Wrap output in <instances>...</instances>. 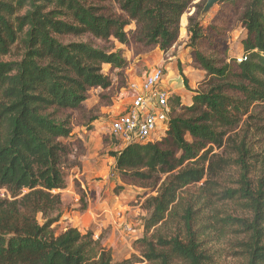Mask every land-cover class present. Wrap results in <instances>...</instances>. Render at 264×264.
Returning <instances> with one entry per match:
<instances>
[{
	"label": "trees",
	"instance_id": "16d2710c",
	"mask_svg": "<svg viewBox=\"0 0 264 264\" xmlns=\"http://www.w3.org/2000/svg\"><path fill=\"white\" fill-rule=\"evenodd\" d=\"M107 1L0 0V189L12 194V198L0 197V264L141 261H115L102 236L96 238L92 230L84 234L69 226L57 234L53 228L63 205L61 193L54 190L66 188L64 163L72 152L71 144L61 139L74 131L73 112L83 110L92 89L112 86L111 77L103 73L105 65L120 69L127 65L118 52L88 41L63 39L91 35L108 41L113 37L123 44L137 40L168 52L178 42L182 16L196 0H113L114 7ZM220 5L235 11L245 7L241 17L247 36L242 53L247 59H234L230 64L218 52L206 56L199 45L215 27H205L198 12L190 16L187 30L195 47L193 61L205 71L192 105L173 96L165 136L113 154L114 168L124 183L157 184L168 175L150 201L146 236L134 243L151 264H171L177 259L186 264L210 261L201 250L200 234L211 225L194 229L200 207L195 210L192 203L185 204L186 240L156 230L173 214L182 189L199 182L201 190L249 210L250 217L226 216L216 224L247 233L248 241L243 244L247 264H264V183L254 186L248 176L249 149L239 144L238 159L214 153L244 122L250 107L264 102V0H224ZM132 22L136 28L126 31ZM181 75L185 77L182 69ZM184 83L189 87L187 78ZM231 165L243 170L240 188L214 193L221 184L212 176Z\"/></svg>",
	"mask_w": 264,
	"mask_h": 264
},
{
	"label": "rangeland",
	"instance_id": "374dc122",
	"mask_svg": "<svg viewBox=\"0 0 264 264\" xmlns=\"http://www.w3.org/2000/svg\"><path fill=\"white\" fill-rule=\"evenodd\" d=\"M206 1L196 0L193 7L182 16L178 42L168 52L162 51L159 46L150 47L137 40H133L128 45L123 44L113 37L108 41L96 39L91 35L84 37L68 36L63 39V42L88 41L96 47L118 52L125 59L127 65L124 69L113 68L109 64L103 67V73L112 79V86L106 90L102 88L91 90L88 99L83 104V110L73 112L74 131L71 135L72 138L61 139L63 143L69 142L71 144L72 152L64 163L63 171H65L66 188L64 190H54L55 193H61L63 199L60 215H58L57 221L53 224L57 234L66 230L69 226H73V223H76L75 219L78 220L82 212L87 210L90 199L92 201L96 199L97 192H83L79 181L81 177H73V175L78 173L79 169L83 170L81 167L83 165L82 160L86 161V158L90 157L98 164H103L109 173L110 192L106 193L105 197L109 195L110 199H114L115 194H121L124 189L139 192L127 200L128 208L131 211H136L131 215L135 224H132L133 226L126 224L131 228V231H124L123 224L114 227L113 224L108 223L99 233L103 238L104 245L111 251L115 261L131 258L141 259L138 264H151L142 254L141 247L136 246L134 243L136 239L146 236L144 232L145 224L152 213L150 201L154 196L158 195L161 185L167 181L168 175H163L157 184L124 183L119 172L114 168L115 158L113 156L115 152L121 151L122 147L119 146L118 141L109 136L107 127L112 118L124 111L129 103L128 101L131 99L130 83L141 80L144 74L150 72L153 68L164 67L166 74H169L171 72V63L175 62L174 67L177 65L178 69L186 70V73L184 72L185 77L182 76V81L184 83V78H187L189 87L184 85L187 90L191 89V85L198 87L199 82L195 83L193 76L198 73V68L195 65V61H193L195 47L191 45L187 30L189 17L197 12L199 13L198 18L205 27L211 25L215 27V30H210L207 33V40L200 42L199 50L209 57L211 55L214 56L215 52H218L219 58L225 57V60L230 64H233L235 57L243 52V41L246 39L247 30L242 23L241 16L245 7L235 11L228 6L217 4L201 19L200 13L203 7L200 5L204 3V6ZM107 2L111 6H115L113 0H108ZM135 28L136 24L132 22L126 27V31ZM10 58L5 57L2 59L8 60ZM235 98L238 99L239 97L235 96ZM248 116L250 117L248 118ZM243 119L244 122L241 123L239 128L228 134L224 147L221 149L215 148L214 153L220 154V156L225 158L238 159L236 148L239 144L244 143L246 148L249 149L248 155H250V158H247V162L250 164L248 176L254 186H259L261 182L264 183V102L251 106L249 113L244 115ZM245 120H247L246 124ZM81 133L88 134V138L83 140L78 137ZM242 172L240 165H231L220 172L218 176H212L213 180H218L221 184V187L213 192L219 193L225 189L238 190ZM114 173L117 175L115 176ZM105 179L107 178L104 175L95 177L98 182H103ZM70 184H72V189H75L77 193L66 191ZM201 184L202 182H199L196 185L182 189L183 191L173 214L163 224L158 225L156 230L165 236H177L178 234L183 240H186L187 233L182 216L185 204L190 202L194 205L195 210L199 207L201 209L199 210L200 214L196 217L197 223L194 224V229L197 230L205 225H211L209 231L200 234V240L203 243L201 250L210 257V261H206V263L247 264L246 248L243 245L248 241L247 233L237 232V227L232 226L228 228L220 226L219 228L216 221L226 216L240 219L246 218L250 217L251 213L238 202L220 200V195L215 196L209 191L201 190ZM0 197L12 198V194L4 188L0 189ZM126 198L124 196V199ZM38 219L41 223H44L43 215L38 214ZM128 221H130V218H128ZM151 233L149 234L151 235ZM95 237L99 236L95 235ZM171 264H186V262L177 259Z\"/></svg>",
	"mask_w": 264,
	"mask_h": 264
},
{
	"label": "built area",
	"instance_id": "2783aa9c",
	"mask_svg": "<svg viewBox=\"0 0 264 264\" xmlns=\"http://www.w3.org/2000/svg\"><path fill=\"white\" fill-rule=\"evenodd\" d=\"M239 62L247 59L244 53L235 57ZM131 99L124 111L116 114L108 125V134L118 141L122 149L128 145H144L167 134L172 112L174 90L166 83L164 67L146 72L141 80L130 83ZM124 231L131 228L123 224Z\"/></svg>",
	"mask_w": 264,
	"mask_h": 264
},
{
	"label": "crops",
	"instance_id": "0c3cea01",
	"mask_svg": "<svg viewBox=\"0 0 264 264\" xmlns=\"http://www.w3.org/2000/svg\"><path fill=\"white\" fill-rule=\"evenodd\" d=\"M174 63L175 62L171 63V72L166 74V83H168V86L174 90V96H178L182 104L192 105V99L197 88L196 86L194 87L191 85V89L187 90V88L184 86L185 84L182 81L181 69H178L177 65L174 67ZM182 71L183 73H186V70ZM193 76L195 78V83H197V81L201 80L205 76V71L198 69V73H195ZM88 134L81 133L78 135V137L85 140L88 138ZM71 138L72 136L68 137V139ZM82 164L83 165L81 167L83 170L79 169L78 173L73 175V177H81L79 181L80 188L83 190V192L90 193L93 191L97 192V194L94 201L90 199L87 210L82 212V215L78 217V220L75 219L76 223H73V226L77 227L82 233L92 230L96 236H100L99 233L101 232L102 228L106 227L105 225L108 223L111 225L113 224L114 227H118L120 224H130L133 226L132 224L135 223L133 222V217L131 215L136 211H131L128 208L129 206L127 204V200L139 192L136 190L128 191L124 189L121 194H115L114 199H110L109 195L105 197L106 193L110 192V185L108 179L109 173L104 165L100 163L98 164L90 157H87L86 161L83 159ZM98 175H104V177L107 179L103 180V182H98L95 180V177ZM114 175L116 176L117 174L114 173ZM84 176H86V178H84ZM66 191L77 193L75 189H72V184H70ZM124 196L127 198L124 199ZM128 218H130V221H128Z\"/></svg>",
	"mask_w": 264,
	"mask_h": 264
},
{
	"label": "water",
	"instance_id": "95a60500",
	"mask_svg": "<svg viewBox=\"0 0 264 264\" xmlns=\"http://www.w3.org/2000/svg\"><path fill=\"white\" fill-rule=\"evenodd\" d=\"M222 1L224 0H207L200 13V18H204L215 5L220 4Z\"/></svg>",
	"mask_w": 264,
	"mask_h": 264
}]
</instances>
